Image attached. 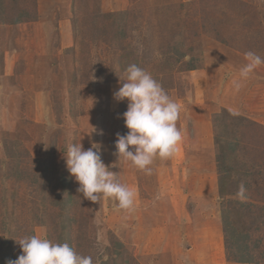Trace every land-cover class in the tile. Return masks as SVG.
I'll return each mask as SVG.
<instances>
[{
    "label": "rangeland",
    "instance_id": "1",
    "mask_svg": "<svg viewBox=\"0 0 264 264\" xmlns=\"http://www.w3.org/2000/svg\"><path fill=\"white\" fill-rule=\"evenodd\" d=\"M248 51L264 57V0H0V258L21 255L15 240L25 236L58 242L62 174L73 198L67 239L93 264L108 253L119 264H238L226 258L221 211L232 198L257 205L252 220L262 215L264 175L242 177V198L218 195L212 115L228 109L247 119L228 117L219 132L237 149V169L264 172V64L239 90L233 83ZM131 64L180 105L182 142L154 158L151 174L115 147L128 132V102L113 94ZM79 142L101 146L105 166L135 191L131 210L78 192L64 155Z\"/></svg>",
    "mask_w": 264,
    "mask_h": 264
},
{
    "label": "clouds",
    "instance_id": "2",
    "mask_svg": "<svg viewBox=\"0 0 264 264\" xmlns=\"http://www.w3.org/2000/svg\"><path fill=\"white\" fill-rule=\"evenodd\" d=\"M244 56L246 63L239 70L240 80L233 81L237 90L242 86L240 81L247 80L255 69L264 64V57L255 52L248 51ZM125 72L126 81L113 97L118 102H128L123 114L128 132L126 135L117 134L115 147L118 157L151 174L150 165L154 158L173 156L182 142L183 137L177 127L180 105L150 73L136 64L129 65ZM100 147L93 144L84 150L80 142L67 145L66 165L79 184L78 192L89 201L109 198L118 202V209L131 210L135 191L120 183L117 174L105 166ZM15 241L22 254L15 260L8 259L5 264H93L91 256L78 255L66 242H53L35 234Z\"/></svg>",
    "mask_w": 264,
    "mask_h": 264
},
{
    "label": "trees",
    "instance_id": "3",
    "mask_svg": "<svg viewBox=\"0 0 264 264\" xmlns=\"http://www.w3.org/2000/svg\"><path fill=\"white\" fill-rule=\"evenodd\" d=\"M198 69V67L194 64V62H190L189 70L193 71ZM233 117L236 120L242 121L247 120L245 117L240 116L228 109H222L221 112L215 113L212 115V124L214 129V147H215V162H216V170H217V186H218V195L221 198L226 197H234L240 196L242 198L243 194L240 193L239 187H241L240 180L242 177H246L250 179L251 177L264 175V172L261 170L253 168V170H245L242 171V167L238 168V161L236 158V147L233 145L232 142H227L224 140L223 132H219L220 129L226 128V132L229 129L230 125H227V118ZM233 159V160H232ZM233 161V164L231 163ZM18 168V167H17ZM233 174H238L239 178L232 180L230 182V178ZM46 177V176H45ZM60 187L62 189V193L65 194L61 197H58L57 200V208L60 211V215L64 218V222L60 221L59 223V230L62 236L58 238V243H68L70 242L67 237L68 233L66 234L67 228L70 227V221L72 220L69 215L68 211L72 205V187L70 184V180L65 175H60ZM252 190L251 188H249ZM232 198L228 199L227 205L233 208L236 207L234 210L233 215L235 217V225L232 222L230 217L231 210H223L221 211V225H222V233L224 238V248L226 252V258L229 261L238 263V264H264V206H260L262 215L256 216L253 215L252 220V210L251 208L257 206L255 203L244 202L242 200L231 201ZM225 204V205H226ZM240 206V209H239ZM246 208L248 210L245 215L242 216L241 210ZM257 208V207H256ZM250 220V221H249ZM237 223V225H236ZM238 223L241 225L238 226ZM43 226H46L43 224ZM263 232L262 236L254 237V233ZM116 241L112 243L113 251L116 252V255L122 254L119 252L120 250H124V244L116 238ZM3 244L9 246V242L7 239L3 240ZM71 246V245H70ZM109 251V248H107ZM114 254L108 253V259L103 262V264H119L117 260L113 259L112 256ZM258 255V256H257ZM259 259H258V258ZM119 258V257H118ZM257 258V259H256ZM8 259H13V255L11 252L4 253L0 258V264H5Z\"/></svg>",
    "mask_w": 264,
    "mask_h": 264
},
{
    "label": "bare ground",
    "instance_id": "4",
    "mask_svg": "<svg viewBox=\"0 0 264 264\" xmlns=\"http://www.w3.org/2000/svg\"><path fill=\"white\" fill-rule=\"evenodd\" d=\"M208 154V158L210 159V157L212 158V155H211V153L209 152V150H208V152H207ZM218 233V232H217ZM214 238H215V240L217 241V244H218V246H220L221 245V243H219L220 241H221V238H220V235L219 234H217V235H215L214 236Z\"/></svg>",
    "mask_w": 264,
    "mask_h": 264
}]
</instances>
